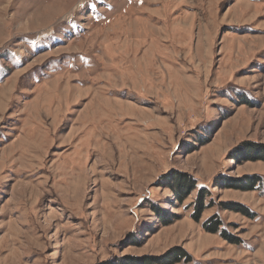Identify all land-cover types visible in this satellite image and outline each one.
I'll return each instance as SVG.
<instances>
[{"label": "rangeland", "instance_id": "obj_1", "mask_svg": "<svg viewBox=\"0 0 264 264\" xmlns=\"http://www.w3.org/2000/svg\"><path fill=\"white\" fill-rule=\"evenodd\" d=\"M257 146L264 0H0V264H264Z\"/></svg>", "mask_w": 264, "mask_h": 264}, {"label": "trees", "instance_id": "obj_2", "mask_svg": "<svg viewBox=\"0 0 264 264\" xmlns=\"http://www.w3.org/2000/svg\"><path fill=\"white\" fill-rule=\"evenodd\" d=\"M257 151L261 152L264 154V146H257ZM237 160V158H235ZM263 160L262 157H253L252 155H248L246 157H243L240 162L242 160ZM230 180V179H229ZM170 183H168V188H170L173 196L175 197V199L179 202H184L189 196H191V194L193 192H195L197 189V197L196 200L194 202V204H192V208H193V214H192V219L197 222L200 221L203 214H204V210L212 207L213 205V201H212V193L210 191V189L206 186H202L201 188L198 187V183L199 181L196 179H193L192 176L186 174V173H180V174H176L174 177L170 178ZM222 181V182H221ZM262 178H260L259 176H244L242 177V179H235L234 181L230 180L228 181L226 180H220L217 178L214 179L213 183V187H220V188H231V189H235V190H240V191H258V189L261 187V183H262ZM210 198L211 202L206 205L207 203V199ZM220 206L223 208V210L227 211V210H232V211H236L237 213H241L247 216L248 214V210L244 209L243 207H240L239 205H235L233 203H227V204H220ZM236 206L238 207V209L236 208ZM152 209L154 210V212H157L160 217H164V212H162V210H159L157 207L152 206ZM249 215V214H248ZM169 221H167L165 223L168 224ZM204 227V229L213 234V233H220V236L225 240V241H229L230 243H233L235 245H239L241 243V241L239 239H237L236 236L232 235L231 233L227 232L226 230H221L223 228V222L222 220L219 218L218 215H214L212 216V218H210L208 221H206L205 223H203L202 225ZM185 258H187V260L189 262H191V258H189V256L185 255ZM175 260H177L176 262H179L178 260H182V257H180V255L178 257H175Z\"/></svg>", "mask_w": 264, "mask_h": 264}]
</instances>
